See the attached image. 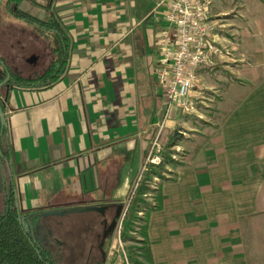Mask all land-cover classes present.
Returning <instances> with one entry per match:
<instances>
[{"label":"crops","instance_id":"0c3cea01","mask_svg":"<svg viewBox=\"0 0 264 264\" xmlns=\"http://www.w3.org/2000/svg\"><path fill=\"white\" fill-rule=\"evenodd\" d=\"M156 4L2 3L0 58L8 72L0 69V83L8 73L23 74L22 62L32 67L42 60L36 51L22 52L40 38L47 43L42 74L54 72L51 66L65 58L58 78L48 84L0 86L6 117L3 129L0 122V149L22 216H95L90 212L101 207L114 208L115 221L125 215L154 126L165 122L172 130L183 121L176 111L165 117L154 72L167 24ZM213 16L218 40L230 50L220 62L245 91L200 148L161 183L145 219L148 264H258L264 220V2L214 0ZM44 21L51 25L42 27ZM17 46L20 53H11ZM91 218L81 220L86 230L95 224ZM116 227L107 233L109 247ZM89 239L82 234L69 243ZM84 249L90 252L83 261L94 246Z\"/></svg>","mask_w":264,"mask_h":264},{"label":"rangeland","instance_id":"374dc122","mask_svg":"<svg viewBox=\"0 0 264 264\" xmlns=\"http://www.w3.org/2000/svg\"><path fill=\"white\" fill-rule=\"evenodd\" d=\"M262 1L264 2V0ZM31 50L38 52L42 60L32 67L22 62V69L24 71L23 74H20L22 77H34L35 74L36 76H40L46 69V41L40 38L39 44L33 46L32 49H27L24 46L22 52H31ZM10 51L11 53L19 54L20 46H17L15 49L12 48ZM228 51L230 52L229 48ZM8 59L10 60V58ZM222 59L220 58L214 70L210 72L204 71L203 73H206L204 75L202 73V79L198 87L192 92L195 109L188 112L176 111L178 117H182L183 121L176 123L172 127V130H168L170 128L167 127L165 128L162 139L164 150L170 140L171 134H174L176 131L180 135L177 144L171 148L174 162L166 163L161 171V175L153 174L145 181L144 204L140 207L136 219L128 227L122 226L125 215L123 217L120 215L117 221H115L116 210L106 207L96 208L97 210L95 211L92 210L90 214L93 213L95 216L44 215L36 220L34 235L41 239L43 246L51 252L55 264H81L82 262H84L82 264H114L116 261L120 262V264H148L147 246L144 238L145 219L148 211L159 199L161 183L170 177L173 168L178 167L189 159L196 148L209 137L226 113L234 107L238 98L245 91L244 87H242L244 85L236 83V80L233 79V74H231L232 69L225 67V64L220 62ZM162 163H164V160ZM10 171V164L1 161L0 211L3 210L5 202V189L1 183L3 179L8 180L11 174ZM141 183H143V177L140 181ZM128 208L129 205L126 212ZM142 211L144 213H140ZM121 213L122 210L120 211ZM89 217H93L90 221L95 222V224L92 229L86 230L87 225L83 224L81 220H86ZM260 225L262 229L261 232L259 230L260 235L258 238V264H264V220ZM115 226H117L114 235L115 241L113 246L109 247L106 236L109 230H113ZM82 234H89L92 237V239H89L91 242L81 244L69 243L70 239L77 240ZM72 246L77 247V249L72 250ZM88 246H94V251H91L93 252L91 257L87 256V259L83 261L82 257L90 252V249H84ZM252 261H254V257Z\"/></svg>","mask_w":264,"mask_h":264},{"label":"built area","instance_id":"2783aa9c","mask_svg":"<svg viewBox=\"0 0 264 264\" xmlns=\"http://www.w3.org/2000/svg\"><path fill=\"white\" fill-rule=\"evenodd\" d=\"M213 5L214 0H157L156 9L162 11L167 24L161 30L154 72L162 89L166 118L175 111L195 109L192 92L198 87L202 73L214 70L220 58L229 52L218 40ZM165 127V122L154 126L146 160L129 194L128 205L149 166L160 165L164 160Z\"/></svg>","mask_w":264,"mask_h":264},{"label":"trees","instance_id":"16d2710c","mask_svg":"<svg viewBox=\"0 0 264 264\" xmlns=\"http://www.w3.org/2000/svg\"><path fill=\"white\" fill-rule=\"evenodd\" d=\"M17 1L21 0H4L2 3ZM17 15L31 19L28 15H21V13H17ZM48 24H50V21L40 22L42 27H46ZM64 62L65 58L61 56L59 61H55L51 66L54 72L51 73L50 71H46L44 74L35 76L34 78H24L18 73H10L11 79L8 83L14 82L23 85L48 84L58 78L59 74L57 72L63 68ZM0 69L5 70L6 73L8 72L6 62L3 58H0ZM179 136L180 135H178L176 131L174 134L170 135V140L166 144V149L163 152L164 163L159 166L150 165L148 171L145 172L143 183L139 185L136 196L131 201L125 213L122 222L123 227H128L130 223L136 219L140 207L144 204V194L146 190L145 181L153 174L161 175V171L165 164L174 162L171 148L177 144ZM199 148L200 146H198L196 150ZM1 161H6V157L0 149V162ZM4 189V208L0 211V264H55L51 252L33 236V228L39 215L22 216L16 206L11 180L5 181ZM145 229L146 225L144 227V237L146 236ZM149 263L151 264V261H149Z\"/></svg>","mask_w":264,"mask_h":264},{"label":"water","instance_id":"95a60500","mask_svg":"<svg viewBox=\"0 0 264 264\" xmlns=\"http://www.w3.org/2000/svg\"><path fill=\"white\" fill-rule=\"evenodd\" d=\"M4 0H0V7H1V4ZM11 79V74L8 73L6 78L2 81V83H0V86L4 85V84H7V82ZM0 122H1V125H2V129L5 127V124H6V117H5V114H4V110L2 108V105L0 103ZM16 206L18 207V203H16Z\"/></svg>","mask_w":264,"mask_h":264}]
</instances>
